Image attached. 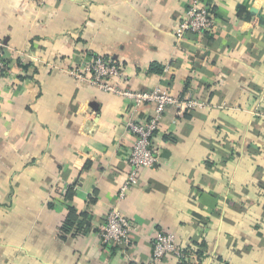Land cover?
Returning <instances> with one entry per match:
<instances>
[{"label":"crops","instance_id":"obj_1","mask_svg":"<svg viewBox=\"0 0 264 264\" xmlns=\"http://www.w3.org/2000/svg\"><path fill=\"white\" fill-rule=\"evenodd\" d=\"M191 3L0 0V264H148L158 234L191 264H264V0H205L213 30L177 42ZM91 56L120 64L124 89L201 105L164 111L160 162L121 200L127 123L154 106L77 83ZM114 207L137 227L129 246L99 239ZM71 211L85 217L63 232Z\"/></svg>","mask_w":264,"mask_h":264},{"label":"built area","instance_id":"obj_2","mask_svg":"<svg viewBox=\"0 0 264 264\" xmlns=\"http://www.w3.org/2000/svg\"><path fill=\"white\" fill-rule=\"evenodd\" d=\"M213 28L214 20L205 0H192L185 18L177 25L173 36L179 42L190 34L201 35L211 32ZM2 73H8V67L4 60V45L0 41V74ZM69 74L77 83L129 100L133 112L146 104L154 106L152 116L142 120L132 118L127 123L134 140L127 156L129 171L117 195L121 200L136 182L141 170L153 169L160 162V155L152 148V137L164 111L174 108L178 113H182L195 110L201 105L193 99L175 98L161 88L150 91H130L122 88L119 82L127 77L122 66L105 56H91L86 62L71 69ZM136 229L135 224L114 207L108 211L103 225L98 230V236L105 246H129L130 235ZM167 257L175 259L178 263L192 262L191 254L178 247L172 235L158 234L152 241L151 259L148 264H160Z\"/></svg>","mask_w":264,"mask_h":264},{"label":"trees","instance_id":"obj_3","mask_svg":"<svg viewBox=\"0 0 264 264\" xmlns=\"http://www.w3.org/2000/svg\"><path fill=\"white\" fill-rule=\"evenodd\" d=\"M80 216H84L82 214H76L75 212L71 211L70 214L68 215L66 221L64 222V225L62 227V231L63 232H68L71 228V226L74 224V223H77V222H80ZM85 217V216H84ZM84 221V220H83ZM78 226H80L81 224H78ZM198 253H201V252H198ZM179 264H188L187 262H181Z\"/></svg>","mask_w":264,"mask_h":264},{"label":"water","instance_id":"obj_4","mask_svg":"<svg viewBox=\"0 0 264 264\" xmlns=\"http://www.w3.org/2000/svg\"><path fill=\"white\" fill-rule=\"evenodd\" d=\"M253 12H254L255 14H258V12H256L255 10H253ZM258 17H259L260 24L264 25V20L261 18L260 15H258Z\"/></svg>","mask_w":264,"mask_h":264}]
</instances>
